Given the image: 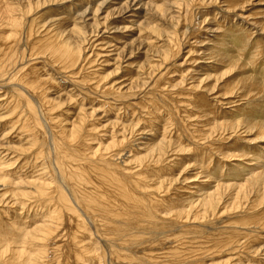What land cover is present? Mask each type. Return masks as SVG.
I'll return each instance as SVG.
<instances>
[{"label":"rangeland","instance_id":"obj_1","mask_svg":"<svg viewBox=\"0 0 264 264\" xmlns=\"http://www.w3.org/2000/svg\"><path fill=\"white\" fill-rule=\"evenodd\" d=\"M0 1L3 2L0 9L5 6V10L2 9L3 11L0 13V35H2L4 27L6 35L12 34L16 38L21 35L18 48L23 54L16 59L17 64L11 69L10 74L0 75V173L4 172L0 175L10 187L7 188V191H4L3 188L0 189V213L7 209L4 211V217L13 210L17 213H24L25 217L31 216L28 220L23 218L18 221V224L23 225L19 226L21 229L26 227L21 236L31 240L35 234H41L42 232L34 229L40 224L45 225V221H49V216H54V219L48 222L49 225L53 224V221L58 224L57 220L59 219L60 223L65 217L64 225L73 228L72 220L77 223L80 221V216L84 218L81 217L84 221L83 224H90L92 217L89 214L96 215L94 217L97 220L102 219L101 221H103V214H105L103 210H107L108 207L109 209L112 207L111 212L117 207L118 211L123 208L128 210L130 206H124L125 200L122 198L124 194L120 192V188L133 184L136 189L135 194L133 190L132 196L136 195V202H141L139 199L148 201L147 203L142 201L147 204L145 212L147 215L144 213L145 209L142 210L143 215L140 210H132L129 218H113L116 222L115 226L118 225L117 223L120 225L115 229L114 223L112 225L114 231L100 228L99 236H95L94 234L97 233L93 232L94 236L87 237L91 239L93 236L94 239L91 240L98 253H102L100 248L103 247L104 259L107 264H110L113 258L117 264H122L123 261L125 262L123 264H141L145 263L146 259L154 258L152 263L159 261L160 258L166 261L168 257L169 262H165L166 264H184L186 260L190 259H202L205 264H221L228 261V264L230 262L232 264H264V231L258 232L255 229L251 231L250 228H253L254 225L250 226L246 224L247 221L242 219L243 216L249 215L251 201L255 199L256 181L252 176L261 171H255L257 163L264 162V138L259 139L255 132L246 133V130L241 126L235 129L233 124H228L240 121L241 114L238 108L244 110L251 108L256 111L253 113L254 117L259 119L264 117V27L262 26L264 23V0H248L244 4L241 0L243 6L240 3L237 7H232L228 0H211L212 3L209 0H202L198 5L191 6L193 16L190 20L184 18L186 7L183 9L184 11H180V17L179 14L173 13L174 8L172 9V7L175 0ZM134 1L141 4L137 3L141 9L135 11L138 6L134 8L136 5ZM197 1L200 2V0ZM188 2L190 1L188 0ZM158 6H162V8ZM85 10L88 12L84 15ZM179 18H181V22H185V25L180 22ZM5 21H9V23L6 24ZM33 23L36 24L34 36L36 39L38 38L37 40L46 36L47 33L59 32L65 38L71 36L69 43L75 45L79 51L77 66L63 69L60 64L53 62L55 60L48 56V53L51 52L50 48L44 55L31 56L25 42H27L26 34ZM222 25L225 29L222 28ZM229 28L232 31L237 30V32H229L228 38H225L224 41H216L220 33ZM13 30L18 31L14 33ZM247 31L250 32L247 34ZM177 43L181 44L179 54L174 56ZM260 44L261 47H258ZM220 48L221 51L225 49L226 53L229 48H232L229 56H233L236 59L234 64H237L232 72H228L231 69L221 68L218 73L214 74V65L220 60L215 61L214 64L210 63L214 61L215 56H209V52L215 49L212 52L217 54ZM50 54L52 55V53ZM45 56L48 57V61ZM166 56H168V61L165 60ZM33 67L42 69L40 74L43 78L53 83L54 87L51 85L53 88H45V94L49 98H54L51 99L54 105V108H51L54 110L51 113L54 122L66 129L68 134L81 135L86 132V136L88 135L85 138L87 149L83 150L92 161H96V163L99 161L95 168L94 165L89 167L90 171L91 169L95 170L96 167L99 168V165L108 171L109 168L106 169V164L100 162V159L103 161L104 159L101 157H105L106 160L113 157L120 164L119 168L129 174L132 172L131 176H127V181L120 178L116 181V179L112 180L105 176L100 168L96 169V172L87 170V174L90 176L92 173L94 174L91 177H98L94 178L97 181L96 184L100 183L99 177L101 176L108 179V181H103L104 189L102 190L106 192L101 191L106 195L108 201H104V199V202L101 201L98 206L85 202V197H88L86 193L97 190L99 185L94 183V186L89 182L91 184L86 187L82 181L81 184L77 180H74L75 182L68 180L65 174L75 169L72 168L73 166L77 167L80 164L79 156L73 152L74 150L71 149L72 155H76H73L74 160L71 162L65 160L62 155L57 154L59 148L50 138L48 145L43 143L42 148V144H40V150L34 151L31 137L27 132L28 129H25L26 131L23 129L24 120L20 113V107L17 110L11 109L14 106L15 98L10 93L11 91L18 94L21 92L20 95L31 102L29 95H25V92L12 85L20 83L19 78L22 73L18 72L19 70L25 71ZM206 72L212 76L208 77ZM243 73L249 75L257 87L262 88L259 95L255 92L250 94L251 97H247V94L242 95L238 84ZM232 82L236 84L234 88L233 85H230ZM104 85L105 88H103ZM230 86L233 90L227 89ZM183 87L194 89L195 93L193 92L192 97L182 96L185 91H190ZM105 89L109 92H105ZM183 90H185L184 93ZM28 93L31 94L32 99L36 97L29 91ZM179 93L180 95L177 96L176 94ZM197 96L199 98L203 96L199 102H196L199 108L191 106L189 109L191 113L185 114L186 108L189 106L185 102L187 99L193 100ZM167 97L172 99L175 97V101L172 103H175L177 107L174 106L173 119L165 116L167 109L156 106L157 103L161 105ZM102 103L104 104L102 105ZM36 104L38 105V103ZM36 111L38 114L41 112L39 109ZM40 118L45 120L42 113H40ZM179 126H183V128L181 129ZM24 132L25 134H23ZM201 134L204 135L202 140ZM239 136L243 138L240 139L241 141L238 140L235 147L232 143ZM226 137H228V141L224 140ZM249 140L252 145L242 148ZM151 141L160 142V148L154 150L157 153V155L154 154L155 158H152L154 151L147 153L144 148ZM208 147L212 151L206 150ZM203 150L210 156L199 157L204 153ZM21 151L23 152L21 153ZM242 153L248 155L239 157ZM36 155L39 156L37 160ZM146 156L151 158L145 159ZM257 158H261L260 161ZM247 159L250 161L246 162ZM34 163L35 166H33ZM43 167L50 173V178L46 176L47 174H43L41 169ZM146 169L148 171L152 169L151 173ZM211 170L214 172L212 173ZM209 173L211 176H208ZM132 175L136 177V180ZM152 175L155 181H152ZM148 176L150 179L147 178ZM43 177L44 179H42ZM78 182L81 185H78ZM139 182L140 184H138ZM70 183L79 187L76 188L77 193ZM148 183H150L149 191L145 188ZM138 185H143L144 188L140 190ZM82 186L88 190L86 191ZM115 186H118L119 191ZM239 186H245L246 190L251 187L252 192L249 199L239 193ZM248 186L250 187L248 188ZM54 187H59L66 195L69 194L68 200L73 203H69V210L59 204L57 192L50 195V190ZM79 189L83 190L80 191L82 193L79 192ZM262 194H264V190H262ZM12 195H16L18 198L16 201H20L22 207L14 205L13 203L16 201L10 204L4 203L7 201H4L3 197L8 199ZM212 195L213 197L221 195L223 198L216 214H212L209 207ZM139 196L141 197L138 198ZM158 199L166 202L160 204V207ZM76 201L80 202L79 205ZM43 203L47 207H44ZM40 204L44 208L39 206ZM155 204L158 206L157 209H154ZM37 205L39 210H37ZM74 205L75 207H72ZM58 206H62L64 209L62 207L60 209ZM262 208H256V210L264 211V204ZM58 209L64 213V216L55 213L59 212ZM153 209L154 211H152ZM87 210L92 211L87 212ZM47 211L50 215L46 214ZM99 211L102 212H100L101 216ZM93 213L96 214L92 215ZM137 213L140 216H137ZM44 215L45 219H43ZM35 216L38 218H34ZM150 216L152 218L148 221ZM155 216L159 218L156 219ZM126 219L128 222L131 219V224L129 222L128 225L121 221ZM241 221L244 225H240ZM0 222L5 224L3 221ZM10 222L12 221L8 223ZM24 222L28 223L23 224ZM88 228H91V225ZM248 233L252 235L249 239ZM256 234L260 239L255 241L254 246L250 245L248 242L250 239L255 240ZM112 236L115 237L112 239ZM137 236L138 238L131 241L132 243L128 242ZM8 237L12 238L11 235ZM123 238H127L128 241H123L124 247L121 250L112 249L113 245L108 243L110 240L120 242L119 239ZM1 240H6V238L2 237ZM61 240L57 239V241ZM172 241L176 242L174 247L179 246L182 249L177 248L179 251H176L177 254L173 258V255H167L165 254L167 251H164ZM39 243L40 241H36L35 246L38 247ZM251 246L253 247L251 248ZM5 247L8 251L5 250L3 257H0V264H18L19 262L13 259L14 251H23L24 249L28 252L32 251L26 244H15L14 242H8ZM153 248H157V250L155 249L157 253L160 249L164 253L159 251L158 254H154ZM150 249L153 250V253L150 252L149 256ZM2 250L4 249L0 248V251ZM114 251L119 253L123 251L121 253V256L124 255L123 259L117 258V255L112 258L111 254ZM125 254L129 256L128 260L129 258L131 260L128 261ZM132 256L135 258L140 256V258H136L138 261H135ZM29 258H33L31 252L24 256V259ZM179 260L181 262H178ZM60 261L63 262L62 259ZM152 264L157 263L153 262Z\"/></svg>","mask_w":264,"mask_h":264},{"label":"bare ground","instance_id":"obj_2","mask_svg":"<svg viewBox=\"0 0 264 264\" xmlns=\"http://www.w3.org/2000/svg\"><path fill=\"white\" fill-rule=\"evenodd\" d=\"M4 1V0H3ZM133 1V0H132ZM188 1V0H187ZM187 1L186 0H175V2H174V6L172 7V9H173V13H177V14H179V17L181 16L180 14V11L181 10H183L185 7H186V16L184 17V18H186V20H190V18H191V16H193L192 15V7L191 6H193V4H195V5H198V3H201L202 2V0H200V2L199 1H197V0H189L190 2H188L187 3ZM196 1H197V3H196ZM206 1V0H205ZM211 3H212V1H215V0H209ZM217 1V0H216ZM109 2V1H108ZM130 2V1H129ZM135 3H136V5H135V3H134V8L135 7H137L136 9H135V11H137L138 9H141V7H139V2H137V1H134ZM204 2V1H203ZM243 2V4L244 3H246V2H248V0H243L242 1ZM242 2H241V0H228V3H230V5L232 6V7H237V5H239L240 3H241V5H242ZM1 3H3V2H1L0 1V6H1ZM133 3V2H132ZM131 3V4H132ZM137 3H139V4H137ZM190 3V4H189ZM210 3V4H211ZM218 3V2H217ZM220 3V2H219ZM6 4V3H5ZM129 5H130V3H129ZM141 5V4H140ZM200 6V5H199ZM243 6V5H242ZM159 8H162V6H158ZM194 7H196V6H194ZM198 7V6H197ZM5 8V6L4 7H2L1 9H0V13H1V11H3L2 9H4ZM133 8V7H132ZM132 8H131V10H132ZM133 8V9H134ZM128 9V8H127ZM5 10V9H4ZM129 11H130V8H129ZM184 11V10H183ZM183 11H182V13H183ZM6 12V11H5ZM87 12H88V10H85V12H83L84 13V15L85 14H87ZM125 12V11H124ZM132 12V11H131ZM136 13H138V12H136ZM5 14V13H4ZM7 14V13H6ZM135 14V13H134ZM83 15V16H84ZM136 15V14H135ZM132 16H133V14H132ZM131 16V17H132ZM193 18V17H192ZM229 19V18H228ZM179 20H180V22H181V18H179ZM188 22V21H187ZM5 23L6 24H8L9 23V21H5ZM181 23H183V22H181ZM185 23V22H184ZM183 23V24H184ZM191 23V22H190ZM14 24V23H13ZM221 24H224V23H221ZM15 25V24H14ZM35 23H33L32 25H31V27H30V29H29V31L27 32V42H25L26 43V45L28 46V48H29V50H30V53H31V56H33V55H44L46 52L48 53V48H50L51 50V52H49L48 53V56L49 57H51V58H53L52 60H55V61H53V62H55V63H58V64H60L61 65V67H63V69H69V68H72V67H75V66H77L76 64H77V62H78V54H79V51H78V49H77V47H75V45H71L70 43H69V39L71 38V36L70 37H62L61 35L62 34H60L59 32L58 33H55V34H51V33H47V35L46 36H43V37H40V39L39 40H37L36 38H35V36H34V32H36V30H35ZM185 25V24H184ZM182 26V25H181ZM226 26V25H225ZM263 27H264V23H263V25H262ZM127 28V27H126ZM222 28H224V26L222 25ZM37 29V28H36ZM200 29V28H199ZM225 29V28H224ZM2 31H3V33H2V35H0L1 37H0V75L1 74H3V75H6V74H10V71H11V69L12 68H14L15 67V65L17 64V58H18V56H20V55H23L22 53H21V50L18 48V44H19V41H20V37H21V35L18 37V38H16L14 35H6V29H5V27H4V29H2ZM18 31V30H17ZM17 31H15V30H13V32L14 33H17ZM45 32V31H44ZM229 32H237V30L236 31H232L230 28L229 29H226V31H224L223 33H220V35L217 37V40L216 41H224L225 40V38H228V33ZM250 31H247V34L249 33ZM53 33V32H52ZM200 33V32H199ZM258 34V33H257ZM251 35V34H250ZM252 36V35H251ZM13 37H15V39H12ZM31 39V42H30V39ZM218 42H216V43H218ZM252 43V42H251ZM250 43V44H251ZM260 43H261V41H260ZM221 44V43H220ZM226 44V43H225ZM181 45V44H180ZM179 43H177L176 44V46H177V48L174 50V53H173V55L174 56H176L177 54H179L178 53V51H179ZM263 45V44H262ZM216 46H219V45H216ZM258 47H261V44H260V46H258ZM217 48V47H216ZM224 48V47H223ZM25 49V48H24ZM215 50V49H214ZM214 50H210V52H209V56H215V58H214V61H212V62H210V63H213L214 64V62L215 61H217V60H220V61H218L215 65H214V69H213V72H214V74H215V72L216 73H218V70L219 69H221V68H226V69H228V70H230V71H228V72H232L233 71V69H234V67H235V65H237V64H234L236 61V59H234V57L232 56V57H230L229 55H230V53L232 52V48H229V50H228V52L226 53V52H224V50H222L221 51V48L219 49V51H218V53L217 54H215V52H214V54H213V52L212 51H214ZM50 53H52V55L50 54ZM50 54V55H49ZM57 54H59L58 56H57ZM227 54V55H226ZM26 56H29V55H26ZM25 56V57H26ZM30 56V57H31ZM208 56V55H207ZM208 56V57H209ZM24 57V58H25ZM46 57V56H45ZM216 57H218L217 59H216ZM20 58H23V57H20ZM27 58V57H26ZM47 59V61H48V57H46ZM56 58V59H55ZM256 58V57H255ZM206 59H208V58H206ZM210 59H213L212 57H210ZM20 60V59H19ZM165 60L166 61H168V56H166V58H165ZM238 60H240V59H238ZM253 60H255V61H257L258 59H253ZM21 61V60H20ZM28 61V60H27ZM235 61V62H234ZM53 62H52V65H53ZM238 63V62H237ZM242 63V62H241ZM257 63V62H256ZM260 63V62H259ZM239 67V66H238ZM60 68V67H59ZM40 69V68H39ZM38 68H30V69H28V70H25V71H21V70H19L18 72H21L22 74H21V77L19 78V81H20V83L19 84H15V85H12V86H14V87H16L18 90L20 89L21 91H23V92H25L26 94L25 95H29V97H30V99H31V102L29 101V100H27L24 96H21L20 95V93L21 92H19V94L17 93V92H15L14 91V93L11 91L10 93H12V96L15 98L14 99V101H13V107L11 108V109H13V110H17L19 107H20V113H21V115H22V117H23V120H24V124H23V126H24V130L25 129H28V134L30 135V137H31V141H32V146L34 147L33 149H35L34 151L36 152V150H40V144H42V148H43V143H46L47 145H48V140H50V138H52L54 141H55V143L57 144V146H58V148H59V151H58V155H62L63 156V158H65V160L67 159V160H69L70 162L72 161V160H74V157H73V155H75V154H73L72 155V152H71V149L72 150H74L73 152L74 153H76L77 154V156H79V161H80V164H79V166H77V167H75V166H73L72 168H75V169H71L72 171H74V172H70V173H67V174H65L66 175V177H68V180L69 181H74V180H77V181H79L80 183H81V181H82V183L83 184H85L86 185V187L87 186H89L91 183L95 186V182H97V181H95V179H97L95 176H94V178L93 177H91L92 175H94L93 173H92V175L90 176L89 174H87V170L89 169V172H96V169H98L99 170V168L103 171V173L105 174V176H108L110 179H112V180H115L116 179V181L120 178V179H122V180H125V181H127V178L129 177V176H131V174H132V172L129 174V173H127V172H125V170H123L122 168H119V165L120 164H118V162L117 161H115L114 159L115 158H108V160H106L105 159V157H101V158H103L104 160L102 161L100 158H99V156H98V160L100 159V162H103V163H105L106 164V169H108L109 168V170L107 171V170H105L104 168H102L101 167V165H99L100 167L98 168V167H96V169L95 170H93V169H91V171H90V166H92V165H94V168H95V166H98V162L96 163V161H92L91 160V158H90V156L89 157H87L88 155H87V153L86 152H84V148H86L87 149V146H86V143H87V141H86V137L88 136H86V132H84V133H81V135H77V134H75V133H73V134H68V132H67V130L66 129H64L63 127H61V126H59V125H57L55 122H54V120H53V118H52V111H54L53 109H51V108H54V105H53V103L51 102V99H54V98H49V96L48 95H46L45 94V88H53L54 86L52 85L53 83L50 81V80H45L44 78H43V76L40 74V71L42 70H39ZM210 71V70H209ZM239 71V70H238ZM209 73V72H208ZM206 74H207V72H206ZM208 75V77L209 76H212V75H210V73L209 74H207ZM85 77V76H84ZM192 77V76H191ZM232 77V76H231ZM234 77V76H233ZM232 77V78H233ZM87 78V77H86ZM214 79V78H213ZM194 81V80H193ZM215 81V80H214ZM236 81V80H235ZM255 82L254 81H252V79H250V77H249V75H247V74H242V77L240 78V83L238 84L239 85V89L242 91V95H245V94H247V97H251L250 96V94L252 93V92H255V93H258V95L260 94V92L262 91V88L261 87H257L255 84H254ZM210 84V83H209ZM53 87H52V86ZM230 85H233V88H234V86H236V84H234L233 82L232 83H230ZM30 88V89H29ZM56 88V87H55ZM91 88V87H90ZM103 88H105V85L103 86ZM184 88V87H183ZM233 88H232V86H230V87H227V89H231V90H233ZM27 89H28V91L30 92V93H32V95H35L36 97H34L33 99H32V96H31V94H29L28 93V91H27ZM108 89V88H107ZM107 89H105V92L107 91ZM110 89V88H109ZM184 89H188V90H190V91H185V90H183V93H184V91H185V94L184 95H182L183 97H189V96H191L192 97V95H193V92L195 93V91H194V89L193 88H188V87H185ZM8 91V90H7ZM112 91V90H111ZM110 91V92H111ZM109 92V90L107 91V93ZM161 93V92H160ZM112 94V93H111ZM11 95V94H10ZM110 95V94H109ZM113 95V94H112ZM177 96L178 95H180V93L179 94H176ZM108 96V95H107ZM114 96V95H113ZM176 96V97H177ZM254 96V95H253ZM82 97H84V96H82ZM244 97V96H243ZM247 97H245V98H247ZM203 98V96H200V98L197 96L195 99H191V100H188L187 99V102H185L187 105H189L187 108H186V112H185V114L186 113H191L190 112V108H191V106H192V108H195V107H198V105L196 104V102H199L201 99ZM235 98V97H234ZM155 99V98H154ZM175 97L172 99L171 97H167V98H165V100H164V102H162L163 103V105H162V103H161V105L160 104H158L157 103V107H163L162 109H167L166 110V112H165V116L166 117H170V119L172 118V116H173V114H172V112H174V106L175 107H177L176 106V104L175 103H172V102H174L175 100ZM197 99V100H196ZM154 101V100H153ZM158 100H157V98H156V102H157ZM186 101V100H185ZM38 103V105L36 104V103ZM152 102V101H151ZM155 102V103H156ZM160 103V102H159ZM184 103V104H185ZM104 103H102V105H103ZM185 104V105H186ZM247 104V103H246ZM245 104V105H246ZM251 104V103H250ZM173 105V106H172ZM244 105V107H246ZM251 105H254V104H251ZM256 105V104H255ZM243 107V106H242ZM250 107V106H249ZM255 107V106H254ZM257 107H259V104H257ZM199 108V107H198ZM37 109H39L41 112L40 113H42V115L44 116V118H45V120L43 121L41 118H40V113L38 114V112L36 111ZM201 109V108H200ZM239 109V113L241 114L240 115V121H237V122H231V123H228V124H233L234 126H235V129L236 128H239L240 126H241V128H243V129H245L246 130V133L247 132H255V134L256 135H258V138L259 139H262V138H264V117H261L260 119L259 118H257V117H254L253 116V113H255L256 111L255 110H253V109H246V110H244L243 108L241 109V108H238ZM12 110V111H13ZM219 111V110H218ZM234 111V110H233ZM247 111H250V112H247ZM231 113H232V111H231ZM235 113V112H234ZM235 115V114H234ZM217 116V115H216ZM174 118V117H173ZM172 118V119H173ZM208 118V117H207ZM246 118V119H245ZM22 120V121H23ZM209 120H210V118H209ZM208 121V120H207ZM207 121H205V122H207ZM209 122V121H208ZM20 123H22V122H20ZM216 123H217V121H216ZM205 124H207V123H205ZM209 124V123H208ZM21 125V124H20ZM220 126H222L221 124H219ZM207 126V125H206ZM210 126V125H209ZM231 126V125H230ZM179 127H181V129L183 128V126H179ZM205 127V126H204ZM208 127V126H207ZM212 127V126H211ZM221 128V127H220ZM26 131V130H25ZM239 131V130H238ZM4 134V133H3ZM23 134H25V132L23 133ZM208 134V133H207ZM201 140H202V138L204 137V135H202L201 134ZM238 136V134L236 135V137ZM241 138H243L242 136H239L238 137V139L236 138V139H234L235 141H233V145L236 147L237 146V144H238V142L239 141H241L240 139ZM230 139V138H229ZM224 140L225 141H228V137H226V138H224ZM239 140V141H238ZM217 142H219V141H217ZM217 142H215V144H217ZM255 143H257V142H255ZM159 144H160V142L158 143H156V141L155 142H153V141H151V143L150 144H147V145H145L144 146V148H145V151L147 152V153H151V152H153L154 150L156 151V148H160V146H159ZM214 144V145H215ZM251 144V141L249 140L244 146H242V148H247V147H249V145ZM27 145V144H26ZM45 145V144H44ZM46 145V146H47ZM232 145V146H233ZM252 145V144H251ZM45 146V147H46ZM241 146V145H240ZM217 148V147H216ZM31 150H32V148H30ZM85 149V150H86ZM234 149V148H233ZM26 150V149H25ZM206 150H208V151H212L209 147L208 148H206ZM231 150V149H230ZM87 151V150H86ZM154 151V153H153V155H152V158H155L154 157V154H156L157 155V153ZM224 151H226V150H224ZM256 151V150H255ZM23 151H21V153H22ZM203 154H200L199 155V157H201V158H203V157H205L208 153H206L205 154V150H203ZM232 152V151H231ZM33 153V152H32ZM86 155H85V154ZM214 153V152H213ZM220 153V152H219ZM243 153H246V152H243ZM240 154V156L239 157H246L247 155L246 154ZM256 153V152H255ZM260 153V152H259ZM221 154V153H220ZM256 154H258V153H256ZM76 156V155H75ZM103 156V155H102ZM105 156V155H104ZM208 156H210V155H207V157ZM213 157H214V155H212ZM157 157V156H156ZM212 157V158H213ZM257 157V156H256ZM260 157H261V155H260ZM6 158V157H5ZM39 158V156H37L36 155V160ZM148 158H151L150 156H146L145 157V159H148ZM262 158V157H261ZM261 158H257L259 161H260V159ZM3 159V158H2ZM210 159V158H209ZM208 159V160H209ZM223 159V158H222ZM13 160V159H12ZM95 160V159H94ZM225 160V159H224ZM248 161H250L249 159H247L246 160V162H248ZM21 162V161H20ZM25 162V161H24ZM35 162V161H34ZM36 162H38V161H36ZM35 162V163H36ZM117 162V163H116ZM23 163V162H22ZM35 163H34V165L33 166H35ZM102 163V164H103ZM20 164V163H19ZM95 164H97V165H95ZM104 164V165H105ZM2 165H3V163H2ZM31 165V164H30ZM43 166V165H42ZM40 167V166H39ZM93 167V166H92ZM247 168V167H246ZM42 170H43V174L45 173V175L46 176H48L49 178H50V173L47 171V170H45V168L43 167V168H41ZM40 169V170H41ZM160 169V168H159ZM255 169V168H254ZM41 170V171H42ZM75 170H76V172H75ZM97 170V171H98ZM100 170V171H101ZM143 170H145V169H143ZM147 170V169H146ZM152 170V169H151ZM151 170H147L148 172H150ZM215 170V169H214ZM214 170H211L212 171V173L214 172ZM257 170H261L260 172H258V173H255V175H253L252 177H253V179L256 181V190H254V196H255V199L254 200H252L251 201V205H250V207H249V211H250V213H249V215H246V216H243V220H245V221H247V223L246 224H248V225H254V227L253 228H250V230L251 231H253V229H255V231L256 230H258V232L259 231H264V211H259V210H256V208H262V205L264 204L263 203V200H264V194H262V190H264V162L263 163H257V166H256V169H255V171H257ZM45 171V172H44ZM216 171V170H215ZM3 171H1V173H2ZM24 172V171H23ZM78 172H80V174H78ZM143 172V171H142ZM148 172H146V173H148ZM153 172V174H154V171H152ZM210 172V171H209ZM0 173V174H1ZM4 173V172H3ZM102 173V172H101ZM143 173H145V172H143ZM151 173V172H150ZM42 174V175H43ZM100 174V173H99ZM98 174V175H99ZM140 174H141V172H140ZM139 174V175H140ZM44 175V176H45ZM138 175V174H137ZM148 175H149V173H148ZM45 176V177H46ZM97 176V175H96ZM101 176V175H100ZM128 176V177H127ZM134 175H132V177H133ZM151 176V175H150ZM208 176H211V174L209 173V175ZM48 177H46V178H48ZM154 177H155V175H154ZM3 177H1V175H0V189L1 188H3L4 189V191H7V188H10L9 187V185L7 184V182L4 180V179H2ZM100 178V183L99 184H96V185H99V188H97V190H93V192H91V193H86L87 194V198L85 197V202H87V203H90V204H93V205H96V206H98V205H100L101 204V201H103L104 199V201H108L106 198V195L103 193L105 190H102V189H104V184H103V181L104 180H106V181H108V179L106 178V177H103V176H101V177H99ZM135 180H136V177H133ZM133 178H132V180H133ZM148 179H150L149 178V176L147 177ZM152 178H153V175H152ZM157 178V177H156ZM39 179V178H38ZM42 179H44V177L42 178ZM131 180V181H132ZM140 180V179H139ZM154 180V178L152 179V181ZM134 181V180H133ZM155 181V180H154ZM2 182V183H1ZM75 182V181H74ZM78 182V185L80 184ZM89 182H91L90 184H89ZM114 182V181H113ZM130 182V181H129ZM137 182V181H136ZM77 183V182H76ZM75 183V184H76ZM81 183V184H82ZM95 183V184H94ZM131 183V182H130ZM133 183V182H132ZM135 183V182H134ZM70 184H72V183H70ZM80 184V185H81ZM138 184H140V182L138 183ZM142 184V183H141ZM152 184V183H151ZM77 185V184H76ZM139 187V189L140 190H142L144 187H142L141 185H138ZM262 186H263V188H262ZM71 187H73V190L77 193V190H76V188H79V187H75V186H73V184L71 185ZM83 187V186H82ZM115 187H117L118 188V186H115ZM114 187V188H115ZM136 187V186H135ZM142 187V188H141ZM250 186H248V188H249ZM84 188V187H83ZM145 188H146V190H148L149 191V189H150V183H148L146 186H145ZM230 188V187H229ZM239 193L240 194H244L245 195V198H248L249 199V196L251 195L250 193L252 192L251 191V187H250V189H247L246 190V188H245V186H239ZM40 189V188H39ZM42 189V188H41ZM81 189V188H80ZM79 189V192L80 191H83V190H80ZM86 191L88 190L87 188H84ZM90 189V188H89ZM106 189V188H105ZM136 189V188H135ZM135 189H134V186H133V184H130V186L129 185H127V187H125V188H120V192L122 193V194H124L123 196H122V198H124V200H125V204H124V206H126V207H128V206H130V209H126V208H123V209H119L120 211H118L117 209H118V207L116 208V209H114L113 210V212H111L112 210H111V208L112 207H110V209H109V207H108V209L110 210H103V212H105V214H103L104 216H103V221H101V220H97L94 216H96V215H94V214H96V213H93L92 215H94V216H91V214H89L90 215V217H92V219H91V221H92V223L90 222V224H88V223H84L83 224V217L82 216H80L78 219L81 221L82 220V222H77V223H75V221H73L72 220V223H73V228L72 227H69V225H68V227H67V225H64V222H63V219L65 218V217H63V219L61 220V218H60V223H59V219L56 221L58 224H56V223H54V221H53V224L51 223L50 225L48 224V222L49 221H51V220H53L54 218V216H49V221L48 222H46L45 221V225H43V224H40V225H38V227L36 228V229H34L35 231H39V232H42L41 234H35L33 237H32V239L31 240H28V239H26L25 237H23V236H21L22 235V233H23V231H25V229H26V227L25 228H23V229H21L19 226L20 225H22V224H18V221L19 220H21V219H25V220H28V219H30V217L31 216H27V217H25V215L23 216V214H21V213H17V212H15V210H13V211H9V212H11V213H7V215H5V217L3 216V214H4V211H7V209L5 210L4 209V211H2L1 213H0V221H3V222H5V224L3 223H1L0 222V248H3L4 250H2V251H0V257H3V254L5 253V250L6 251H8V249L5 247L7 244H8V242H14L15 244H26L29 248H31V250L32 251H30L31 252V256L33 257V258H29V259H24V256H26V254L27 253H30V252H28L26 249H24L23 251H14V253H13V259H14V261H16V262H19L18 264H95V263H97L98 262V264H107V261H106V259H104V249H103V247L102 248H100L101 249V252L102 253H98L97 252V250L95 249L96 247L94 246L95 244L92 242V240L94 239L93 238V236L95 235V236H99V232H100V228L101 229H104V230H108V229H110V230H113L114 231V226L116 225V222L113 220V218H116V217H120V219H121V217H128V216H130L132 213H131V211L132 210H140L141 211V213H142V215L146 212V209H147V204H145V203H147V202H145L144 200H146V199H139V200H141V202L142 201H144L145 203H141V202H136V198L137 197H135L136 195H133L132 196V192H133V190H134V194H135ZM114 189H112V191H113ZM145 190V191H146ZM12 191H14V190H12ZM51 192V194L50 195H52V193H53V195H54V193L55 192H57L58 193V197H57V200H58V202H60L59 204L60 205H62V206H64V208L66 207V208H68V206H69V203H71L70 202V200H68V196H69V194H65L59 187H54V188H52L51 190H50ZM101 191H103V192H101ZM117 191H119V188H118V190ZM106 192V191H105ZM114 192V191H113ZM116 192V191H115ZM140 192V191H139ZM80 193H82V192H80ZM109 193V192H108ZM112 193V192H111ZM66 196H65V195ZM113 194V193H112ZM75 195V194H74ZM111 195V194H110ZM117 195V194H116ZM148 195H149V193H148ZM55 196H57L56 194H55ZM52 197V196H51ZM77 197V196H76ZM141 196H139L138 198H140ZM149 198V197H148ZM16 199L18 200V198H16V195H12V196H9L8 197V199L7 198H5V197H3V200L4 201H7V202H4V203H6V204H10V203H12V202H14V201H16ZM71 199V198H70ZM74 199H76V198H74ZM119 199H121V198H119ZM20 200V199H19ZM71 200H73V199H71ZM138 200V201H139ZM160 199H158V201H159ZM206 200V199H205ZM2 201V200H1ZM41 201V200H40ZM79 201V200H78ZM103 201V202H104ZM223 201V198H222V196L220 195H218V196H214L213 197V195L210 197V204H209V207H210V211H211V213L212 214H214L215 212L217 213V208L219 207V205L221 204V202ZM20 202V201H19ZM19 202H14L13 204L14 205H18V206H21L22 207V205H21V203H19ZM73 202H75V201H73ZM84 202V203H85ZM121 202H122V200H121ZM120 202V203H121ZM164 202H166L165 200L164 201H159L158 202V204H159V206H160V204H162V203H164ZM249 202V201H248ZM76 203L79 205V203L76 201ZM106 203V202H105ZM123 203V202H122ZM58 204V205H59ZM71 204H73V203H71ZM149 204V203H148ZM46 205V204H45ZM110 205H112L113 206V204H110ZM151 205H152V203H151ZM154 205V204H153ZM171 205V204H170ZM174 205V204H173ZM39 206H41V204L39 205ZM39 206L37 205V207H38V209L37 210H39ZM43 206H44V203H43ZM43 206H41V207H43ZM55 206V205H54ZM62 206H58V208H60V209H62L63 207ZM108 206V205H107ZM106 206V207H107ZM14 207V206H13ZM20 207V208H21ZM44 207H47V205L46 206H44ZM43 207V208H44ZM56 207V206H55ZM62 207V208H61ZM72 207H75V205L74 206H72ZM94 207V206H93ZM156 207H158L157 206V204H155V208L154 209H157ZM161 207V206H160ZM175 207H176V205H175ZM174 207V208H175ZM42 208V209H43ZM63 208V209H64ZM85 208V207H84ZM149 208H150V206H149ZM152 208V207H151ZM177 208V207H176ZM239 208V207H238ZM53 209V208H52ZM56 209V208H55ZM60 209H58L59 210V212H55L54 210H52V211H54L55 213H60L61 215H63L64 213H61L60 212ZM100 209H101V207H100ZM106 209V208H105ZM145 209V211H144V213L142 212V210H144ZM154 209L152 210V211H154ZM263 209V208H262ZM36 210V211H37ZM67 210V209H66ZM66 210H63V211H65V212H67L68 210H69V208H68V210L66 211ZM76 210V209H75ZM85 210H86V208H85ZM84 210V211H85ZM117 210V211H116ZM1 211V210H0ZM49 211V210H48ZM48 211L46 212V214L48 213ZM90 211H92V210H87V212H90ZM38 212V211H37ZM41 212V211H40ZM79 213H80V211H78ZM97 212V211H96ZM100 212L101 211H99V214H100ZM150 212V211H149ZM98 213V212H97ZM102 213V212H101ZM154 213H156V212H154ZM160 213V212H159ZM215 213V214H216ZM37 214V213H36ZM43 214V213H42ZM85 214V213H84ZM139 213H137V216H140V214L138 215ZM146 215H147V213H145ZM151 214V213H150ZM161 214V213H160ZM181 214H183L182 212H181ZM47 215H50L49 213L47 214ZM154 215H156V214H154ZM3 216V217H2ZM10 216H12V218H10ZM64 216V215H63ZM87 216H88V214H87ZM100 216H101V214H100ZM157 216V215H156ZM156 216H155V218H156ZM178 216V215H177ZM59 217H61L60 215H59ZM69 217V216H68ZM81 217L83 218V219H81ZM99 217V216H98ZM152 217H153V214H152ZM151 216L150 217H148V221H149V219L150 218H152ZM33 218V217H32ZM34 218H38V217H34ZM46 217H45V215H44V218L43 219H45ZM100 218V217H99ZM122 218V219H123ZM129 218V217H128ZM159 218V217H158ZM158 218H156V219H158ZM4 219H5V221H4ZM12 221V222H10V223H8L9 221ZM42 219V220H43ZM66 219V218H65ZM69 219H70V217H69ZM75 219V218H74ZM143 219V218H142ZM7 220V221H6ZM113 220V221H112ZM139 220V219H138ZM138 220H136V222L138 221ZM155 220V219H154ZM66 221V220H65ZM87 221V220H86ZM89 221V220H88ZM123 223H129L130 221H131V219L129 220V222H128V220L126 219V220H121ZM120 221V222H121ZM133 221V220H132ZM140 221H141V219H140ZM139 221V222H140ZM144 221V220H143ZM152 221H153V219H152ZM156 221V220H155ZM7 222V223H6ZM25 223H28V222H24L23 224H25ZM115 223V224H114ZM138 223V222H137ZM114 224V226L112 227V225ZM118 225H119V223H117ZM130 224H131V222H130ZM150 224V223H149ZM89 225H91V228H88L89 227ZM117 225V226H118ZM129 225V224H128ZM240 225H244L243 223H242V221L240 222ZM23 226V225H22ZM117 226H115V229H116V227ZM120 226V225H119ZM123 226V225H122ZM249 226V227H250ZM70 229H72L73 231H71ZM121 229V228H120ZM43 230V231H42ZM45 230V231H44ZM249 230V231H250ZM121 231V230H120ZM93 232H96L97 234H94L93 235ZM111 233H112V231H111ZM115 233H117L116 231H115ZM247 233V232H246ZM260 233H262V232H260ZM260 233H259V235H260ZM238 234V233H237ZM8 235H11L12 236V238H9L8 237ZM91 235H93L92 236V240L91 239H88L87 237H91ZM113 235H115V234H113ZM246 235V234H245ZM259 235L258 234H256L255 235V237H254V239L255 240H251L250 239V242H248L250 245H253L254 246V243H255V241H258V239H260V237H259ZM25 236H27V235H25ZM133 236V235H132ZM131 236V237H132ZM248 239L250 238V236H252V235H250L249 233H248ZM261 236V235H260ZM2 237H5L6 238V240H1V238ZM21 237H23V239H20ZM113 237H115V236H112V239H113ZM122 237V236H121ZM120 238V237H119ZM130 238V237H129ZM137 239L138 238V236L137 237H133V239H130V241H128V239L126 238H123V239H119L120 240V242L117 240V241H114V242H112L111 240V242L109 241L108 243L109 244H112L113 246H112V249H115V250H121V249H123V241H128V242H130V243H132L131 241H134V239ZM245 238H247V236H245ZM20 239V240H19ZM57 239H62L61 241H57ZM237 239V238H236ZM87 240H89V242H87ZM101 240V239H100ZM22 241V242H21ZM36 241H40V243H39V245H38V247H36L35 246V242ZM99 241V240H98ZM97 241V242H98ZM126 241V242H127ZM138 241H140L139 239L137 240V242ZM130 243H129V245H130ZM135 243H136V241H135ZM139 243V242H138ZM164 243V242H163ZM176 242H174V241H172V243L170 244V246L168 245V247H165V250L163 249V245H161V247H162V249L164 250V251H167L165 254H169V255H173L172 256V258L177 254L176 253V251L178 252L179 250H177V248H179V246H173L174 244H175ZM251 243H253V244H251ZM100 244V243H99ZM127 244V243H126ZM229 244V243H228ZM136 245H138V244H136ZM233 245V244H232ZM126 246V245H125ZM166 246V245H165ZM253 246H251V248L253 247ZM250 248V249H251ZM152 249V248H151ZM150 249V250H151ZM154 249V248H153ZM156 250H157V248H155ZM154 249V254H158L159 253V251L161 250L160 248V250H158V253L156 252V250ZM180 250H182L181 249V247L179 248ZM162 250V251H163ZM126 251V250H125ZM146 251V250H145ZM153 250H151V251H148L149 252V256H150V252H152ZM185 251V250H184ZM264 251V250H263ZM123 252V251H122ZM121 252V253H122ZM134 252V251H133ZM144 252V251H143ZM156 252V253H155ZM121 253H119V252H117V251H114V252H112V254H111V257L113 258V257H115V255H117V258H122L123 259V257L122 256H124V255H122L121 256ZM124 253H126V252H124ZM123 253V254H124ZM136 253V252H135ZM138 253V252H137ZM141 253V252H140ZM147 253V252H146ZM153 253V252H152ZM151 253V254H152ZM160 253H164V252H161L160 251ZM181 253V252H180ZM143 255L145 254V253H142ZM221 254V253H220ZM126 255V254H125ZM129 255V254H128ZM131 255V254H130ZM140 255V254H139ZM146 255V254H145ZM144 255V256H145ZM181 255V254H180ZM179 255V256H180ZM185 255V254H184ZM223 255V254H222ZM248 255V254H247ZM101 256H103V258H101ZM121 256V257H120ZM147 256V255H146ZM162 256V255H161ZM164 256V255H163ZM162 256V257H163ZM127 257H129V256H127L126 255V258ZM132 257H134V256H132ZM131 257V258H132ZM148 257V256H147ZM156 257V256H155ZM168 257V256H167ZM111 258V259H112ZM125 257H124V259H126ZM135 258V257H134ZM136 258H140V256L138 257H136ZM136 258H135V261H138V260H136ZM141 258H142V255H141ZM145 258V257H144ZM158 259H159V257H157ZM169 258V257H168ZM168 258L166 259V261L165 260H162L161 258H160V260L159 261H153V262H156L157 264H163V263H165V262H169L168 261ZM24 259V260H23ZM62 259V261L63 262H61L60 260ZM114 259V258H113ZM112 259V262L110 263V264H117L114 260ZM116 259V258H115ZM154 258H151V259H146V261H145V263L147 262V261H149L147 264H152L151 263V261L153 260ZM196 259V258H195ZM198 259V258H197ZM257 259V258H256ZM127 260H128V258H127ZM127 260H126V262H127ZM129 260H131L130 258H129ZM128 260V261H129ZM143 260V259H142ZM156 260V259H155ZM174 260V259H173ZM176 260V259H175ZM65 261V262H64ZM119 261V260H118ZM133 261H134V259H133ZM134 261V262H135ZM204 261H206V260H204ZM255 261V260H254ZM254 261H252V262H254ZM142 262V261H141ZM173 262V261H172ZM175 262V261H174ZM178 262H181V260H179ZM214 262V261H213ZM258 262V261H257ZM123 263H125L124 261H123ZM122 263V264H123ZM132 263V262H131ZM145 263H141V264H145ZM229 263V261L228 262H223V263H221V264H228ZM251 263V262H250ZM127 264V263H126ZM135 264V263H134ZM137 264V263H136ZM140 264V263H139ZM166 264V263H165ZM184 264H205V263H203V260L201 259V260H192V259H190V260H186V262H184ZM220 264V263H219ZM230 264H232V262H230Z\"/></svg>","mask_w":264,"mask_h":264}]
</instances>
